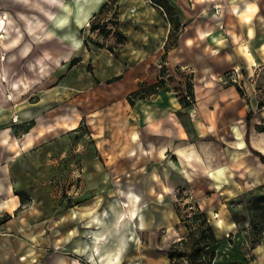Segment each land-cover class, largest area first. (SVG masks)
<instances>
[{"label": "crops", "instance_id": "crops-1", "mask_svg": "<svg viewBox=\"0 0 264 264\" xmlns=\"http://www.w3.org/2000/svg\"><path fill=\"white\" fill-rule=\"evenodd\" d=\"M105 1H86L79 21L82 2L73 7L76 51L82 42L80 27ZM169 1L178 9L183 26L176 47L164 58L171 25L162 9L149 0H119L118 27L127 40L119 56L114 54L121 67L111 68L107 80L120 75L134 91L140 82L157 81L162 64L177 82L183 80L182 69L191 70L194 106L183 107L175 84L168 80L154 95L156 107L136 112L140 119L135 132L123 145L103 141L95 145L85 134L76 139L84 127L80 107V114L60 104L48 109L45 101L44 121L34 118V125L18 134L13 125L23 121L8 125L0 119V264H119L124 254L119 248L124 242L117 234L121 216L128 211L139 227L144 219L131 208L148 205L154 194L167 193L169 175L205 193L215 184L227 192L229 170H243L249 186L264 181V162L257 153L264 154L259 147L264 145V131L258 130L262 123L258 111L264 109L258 97L264 90V0ZM49 3L52 21L63 23L55 11L61 5ZM214 3L221 4L222 15ZM30 4L31 0H0V27L12 30L10 40L20 37L16 47L1 49L0 56L6 51L8 62L27 59L34 52L23 51L27 42L33 44L30 37L41 47L51 40L59 48L56 57L60 50L74 51L62 49L63 35L39 28L35 32L40 37L33 36L30 22L34 28L44 27L47 17L32 16ZM5 13L13 21L5 19ZM192 14L211 20L206 23ZM113 37L114 33L105 40ZM153 52L155 59L149 57ZM128 115L135 116L133 111ZM200 176L205 182L197 179ZM71 182L85 189L70 197L72 205L67 207L70 200L63 196V186ZM135 243L138 240L128 235L126 244ZM67 249L82 253L68 255ZM233 255L238 258L232 260ZM230 257V264H264V240Z\"/></svg>", "mask_w": 264, "mask_h": 264}, {"label": "rangeland", "instance_id": "rangeland-1", "mask_svg": "<svg viewBox=\"0 0 264 264\" xmlns=\"http://www.w3.org/2000/svg\"><path fill=\"white\" fill-rule=\"evenodd\" d=\"M54 1L61 5L60 8L54 9L58 14L57 18H62L65 15L64 11L67 3H70L72 8H76V5L82 2L81 13L76 19L79 21L86 4H88H85V2L90 0ZM42 6H45L46 12L42 11ZM49 6V0L45 2L31 0L30 14L32 16H46L47 21L46 26L35 28L32 26L33 22L31 21V25L28 27L30 32L33 33V36L37 34V37H40L41 33L35 31L41 28L49 30V35H63L65 39L63 38L61 43L63 44L62 49L73 47L75 50L72 52L66 50L63 53L60 50V57H56V52L59 48L51 40H48L41 47L35 42L33 37H30L28 40L33 41V44L30 43L32 46L29 51L34 49V52L27 59L8 62V53L6 51L2 52L0 56V70L3 73V75H0V119L4 118L5 123L8 125L23 121L18 125H13L20 132L27 126V121L30 119L35 118L41 122L44 121L43 117H41V111L45 101L49 104L48 109L60 104L71 110L74 109L80 114V108H83L85 113L83 133L87 136L88 142L95 145L102 144V141L105 144H125L129 134L135 132V126L140 119L136 112L156 107V97L153 96L146 100L135 99V103L131 104L128 101V97L132 92V85H128V82H125L122 78L108 82L107 77L113 73L111 68H120L121 59L120 57H115L114 53H111L107 48H98L95 43L99 40L110 46L117 47L116 34L107 43L105 38L99 34V30L91 32L87 24L86 26H81L78 36L82 42L80 48L76 51L74 13L68 20V24L65 22L58 24L59 22L52 21L53 17L50 12H53V10L49 11ZM109 9L103 17H111L115 13V6L112 4ZM5 15H9L7 20L13 21L10 14ZM49 15L50 18L48 17ZM192 15L198 17L195 14ZM198 18L207 20L206 23L211 20ZM39 21L41 20L34 21V23ZM105 23L107 21L103 24L105 25ZM53 27L59 29L62 27L64 30H56ZM44 30L43 33H45ZM11 36L12 30H10L8 37L3 38L0 36L1 49L7 48L8 44V46L11 45L12 40L15 39L10 40ZM84 39L88 40L89 47L83 44ZM2 42H7L8 44L5 45ZM115 51L119 52V48H116ZM154 55V52L150 53L149 57L155 59ZM160 63L162 64L163 61L161 60ZM166 73L168 77L170 73L167 67ZM188 73V77L182 75V82L172 80L177 94L184 93L187 83H192L191 70ZM17 85V89L14 88ZM258 97H261L259 100L264 102V90L258 91ZM79 98H82L81 101H79ZM131 111L136 117H129L128 114ZM259 113L262 122L260 126L264 127V109L262 111L259 110ZM151 118L153 117H149V119ZM83 172L84 179H86L84 164ZM197 179L205 182L201 176L197 177ZM209 181L211 180L209 179ZM246 182V174H243V170H229L226 181L227 192L221 191L222 187L218 188L215 184L211 188V190L214 189L213 191L205 193L200 192L184 181L178 183L175 177L169 175L168 184L170 188L167 193L164 195L162 193L154 194L155 198L153 201L150 200L151 203L148 205L146 203L133 206L132 210L129 209L131 211L139 210L142 219H144V222L139 227L137 222H132L131 218L133 216L131 217V213H128V211L121 216L117 234L122 237L121 241L124 242L119 247L120 250L124 251V254L119 264H168V248L174 241L187 235L188 230L181 218L184 217L185 213L192 211L197 203L205 208L212 225L221 236V242L218 244L219 257L216 258L214 264H230L229 258H231L230 255L232 253L247 252L252 247L253 239L257 240L260 237L255 226H261V219L259 215L253 214L250 201L264 191V187L261 186L264 181L257 186H249ZM138 184H143V182L139 179ZM63 189V196L68 201L70 200L67 206L69 207L71 204L70 197L80 195L85 188L80 183L71 182L63 186ZM143 193L145 192L143 191ZM135 197L137 200L140 199V195ZM145 197L143 198L144 201L148 199ZM119 203L123 206H128L122 198H119ZM111 233V230H109V234ZM127 234L138 240V243L134 245L126 244ZM263 240L264 236L260 242H263ZM96 251L98 252L99 250L96 248ZM64 253L78 257L80 255L77 253L81 254L82 252L78 251L75 253L72 249H67ZM237 258L236 255H233L232 260Z\"/></svg>", "mask_w": 264, "mask_h": 264}, {"label": "trees", "instance_id": "trees-1", "mask_svg": "<svg viewBox=\"0 0 264 264\" xmlns=\"http://www.w3.org/2000/svg\"><path fill=\"white\" fill-rule=\"evenodd\" d=\"M154 4H156L159 8V5L163 7L164 14L166 13L167 21L171 25V29L167 38V42L165 44V54L163 57L165 58L166 53L171 49L176 47L178 43L179 32L182 28V23L180 21V15L178 9L173 6V4L169 0H152ZM115 6V13L110 17H103L110 10V5ZM119 0H106L103 5L100 7L98 12H95L91 17L90 22V31L96 32L99 30V34L103 38H108L112 33L117 35V44L118 46H110L106 45V43L102 41H96L99 47H107L110 52H113L115 56H119V52H116V48H121L126 40L127 36L119 29V11H118ZM105 25L103 24L106 22ZM110 24V25H109ZM83 44L89 47L88 40L84 39ZM180 73V71H179ZM159 78L157 81L148 83L140 82L139 87L132 91L128 97V101L131 104L135 103V99H146L157 94L162 86L166 85L168 80H172L173 76L168 75L166 73L165 64L161 65L159 71ZM183 75V73L181 72ZM229 76V74H228ZM121 76L113 77L110 81L115 79H119ZM182 82V81H179ZM239 91L242 93L243 89L237 85ZM180 104L183 107H191L194 106L195 96L193 84L188 82L186 85V90L184 93L177 94ZM260 105L264 102L259 101ZM35 123V119L27 121V126L24 130L31 128ZM261 125V124H260ZM258 130L261 129L264 131V127L260 126ZM15 130L18 134V131L15 127ZM84 131V127H83ZM84 133H79L76 135V139H79L83 136ZM261 159L264 162V154L262 152H257ZM264 187V183L261 184ZM187 206H189L187 204ZM250 207L252 209L253 214H257L260 217L261 226H255V229H258V237L257 240L253 239L252 247L260 244V240L264 236V191L261 192L260 195L256 196L254 199L250 201ZM178 212V210H177ZM185 222V226L187 228V235L182 236L181 239L174 241L170 247L168 248L167 256L169 258L168 264H214L215 260L218 256L219 248L218 244L221 242V239L218 237V234L212 225L211 219L208 216L205 209H202L201 206L197 203L195 207L189 213H185L184 217L181 218Z\"/></svg>", "mask_w": 264, "mask_h": 264}, {"label": "bare ground", "instance_id": "bare-ground-1", "mask_svg": "<svg viewBox=\"0 0 264 264\" xmlns=\"http://www.w3.org/2000/svg\"><path fill=\"white\" fill-rule=\"evenodd\" d=\"M79 10L80 9H78V12H79ZM65 15H63V17L61 18V20H64L63 22H65L66 24H68V20L73 16V8L71 7V5H70V3H67L66 4V7H65ZM6 14V13H5ZM4 18L5 19H8L9 18V15L7 16V15H4ZM62 23V22H61ZM66 28V27H65ZM20 30V29H19ZM71 30V29H70ZM61 31V30H60ZM60 31H58V32H60ZM0 32H2V33H0V36L1 37H8V35L10 34V30L6 27V26H4V27H0ZM20 36L22 35V30H20ZM58 36H59V34H57ZM61 36V35H60ZM62 38V37H61ZM63 38L65 39V36H63ZM19 39H20V37H19V35H17L16 36V38L14 39V40H12V42H11V45L10 46H8L9 44L7 43V42H2L3 44H5V45H7V48H10V47H12V46H14V47H16V45H17V42L19 41ZM1 43V44H2ZM31 46L32 45H30V43L28 42V43H26V45H25V47L23 48V51H25V50H27V51H29V49H31ZM1 49V48H0ZM261 142V141H260ZM263 151H264V145H260L259 146Z\"/></svg>", "mask_w": 264, "mask_h": 264}, {"label": "built area", "instance_id": "built-area-1", "mask_svg": "<svg viewBox=\"0 0 264 264\" xmlns=\"http://www.w3.org/2000/svg\"><path fill=\"white\" fill-rule=\"evenodd\" d=\"M149 1H151L152 3H154L152 0H149ZM159 8L162 9V10H164L163 7L160 6V5H159ZM213 8L215 9V11L218 14L222 15V8L223 7H221V4L214 3L213 4ZM131 10H134V8H132ZM165 15H166V13H165ZM90 22H91V18H90V21L87 22L88 28L90 27ZM89 30H90V28H89ZM234 71L238 72V70L236 68L234 69ZM181 72L183 73V75H185V76L188 77L189 73H188V71L186 69H182Z\"/></svg>", "mask_w": 264, "mask_h": 264}]
</instances>
